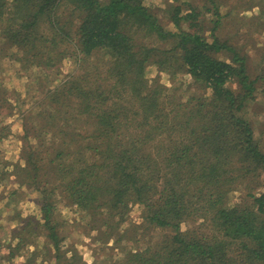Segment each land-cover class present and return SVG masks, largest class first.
<instances>
[{"label":"trees","instance_id":"trees-1","mask_svg":"<svg viewBox=\"0 0 264 264\" xmlns=\"http://www.w3.org/2000/svg\"><path fill=\"white\" fill-rule=\"evenodd\" d=\"M144 1L0 0V49L15 47L21 63L53 65L69 43L82 65L103 50L112 57L96 81L90 63L83 75H70L31 107L36 123L48 129L36 135L44 136L42 152H29L26 168L38 173L45 168L40 163H54L42 177L63 173L72 202L92 216L95 231L106 228L107 241L125 236L132 206L142 205L143 219L162 237L144 249H124V264H264V190L258 191L264 149L242 113L257 79L232 45L196 30L200 8L171 3L177 30L165 32ZM139 30L172 37L174 45L138 47ZM225 50L230 60L218 55ZM151 64L188 74L195 95L183 103L156 78L150 84ZM1 84L0 106L12 102ZM1 125L0 138L11 131ZM32 129L25 125V136ZM239 178H246L247 193L232 205L227 195ZM42 209L53 228L52 203ZM199 218L183 229L185 221ZM51 236L59 249V235L52 230Z\"/></svg>","mask_w":264,"mask_h":264},{"label":"rangeland","instance_id":"rangeland-1","mask_svg":"<svg viewBox=\"0 0 264 264\" xmlns=\"http://www.w3.org/2000/svg\"><path fill=\"white\" fill-rule=\"evenodd\" d=\"M144 2L155 13L158 24L162 25L165 32L177 30L168 12L170 7L172 9L171 3H187L185 9L188 10L191 6L200 8L202 22L196 30L210 41L218 37L220 41L228 42L245 57L248 73L257 81L256 90L248 98L242 113L252 122L255 137L264 149V0H216L214 4L210 0ZM215 7H218L219 14H214ZM184 28H187L186 23ZM70 31L75 36V31ZM173 40L172 37L162 38L156 32L150 34L139 30L135 34L138 47L144 45L170 49L174 45ZM6 47L4 45L0 49L3 57L0 56V84L10 91L12 102H2L0 106V125L11 126L8 135L0 138V264H124V249H144L162 237L160 229L152 228L143 219L142 205L137 203L132 206L126 218L129 231L125 232V236L117 239L119 236L115 237L114 234V240L107 241L110 236L102 230L106 228L98 227V231H95L92 216L72 202V196L63 185L67 181L63 173L56 171L46 174V178L42 177L44 169L47 173L54 163H40L45 168L37 173L32 166L26 168L25 162L29 152L40 150V141L44 136L37 138L36 135L42 130L47 133L48 129L36 123L40 119L36 111L29 113L31 107L64 83L70 75H83L85 69L91 67L90 63L95 68L90 74L96 81L100 70L106 74L112 58L110 53L106 50L96 52L82 65L80 58L74 54L76 47L69 43L62 60H56L53 65L37 66L32 62L21 63L17 58L20 52L15 47L11 50ZM9 53L13 58H9ZM174 53L178 54L175 51L171 54ZM218 55L227 60L233 57L226 50ZM164 68L169 69L170 66ZM163 70L157 64L148 65L146 72L150 84H154L156 78L168 91L175 90L174 95L183 103L182 99L194 94L189 87L191 78L188 74L174 65L168 71ZM230 85L239 89L236 83ZM123 92L124 99H130V94ZM26 113L29 115L24 117ZM25 125L33 128L26 136ZM258 169H261L260 191L264 190V168ZM246 182V178H239L233 184V190L227 195V201L232 205L244 200ZM47 202L52 203L50 215L53 228L49 229L42 209ZM200 221L201 218L198 222L197 219L185 221L182 227L184 230L193 228ZM52 230L59 235V249L54 245Z\"/></svg>","mask_w":264,"mask_h":264}]
</instances>
